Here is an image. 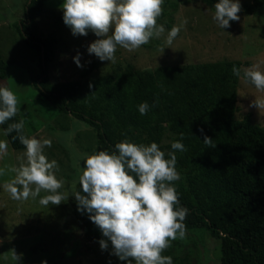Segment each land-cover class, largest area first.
<instances>
[{"label":"rangeland","instance_id":"obj_1","mask_svg":"<svg viewBox=\"0 0 264 264\" xmlns=\"http://www.w3.org/2000/svg\"><path fill=\"white\" fill-rule=\"evenodd\" d=\"M253 0H239L240 4H251ZM28 0H0V54L9 67L6 79L0 87H8L17 94L21 109L17 115L24 119L23 134L37 139H49L50 148H45L49 161L56 160L60 171L58 178L65 181L60 191L70 196L74 193L84 159L95 153L94 130L84 123L64 114L44 100L35 88L39 79V59L34 51L27 48L16 33L15 25L25 21L24 8ZM64 0H46L44 13L36 20L38 34L45 39L51 34L58 39L55 45V59L48 65L51 84L74 82L80 78L82 70L92 62L98 68L89 76L91 81L107 76L130 64L137 70H154L162 66H185L217 61H239L244 63L241 71L259 65L264 71V7L253 14H241L230 27L221 29L212 19L214 12L199 0H186L180 4L174 21L179 26L184 19L187 24L171 45L165 42L170 29L159 39L151 40V48H139L129 52L117 48L115 63L100 61L89 55L87 48L100 37L89 31L87 36H73L71 29L63 22L61 5ZM164 21V19L162 20ZM161 22V21H160ZM160 22H158L160 24ZM155 41L160 46L155 48ZM161 49H164L161 51ZM80 55L77 67L74 58ZM250 63L249 65L245 64ZM238 108L235 119L252 114V123L264 127V110L251 106L256 98H264V93L237 77ZM16 132L5 136L0 127V140L8 142L6 154H0V168L6 174L0 176V264H15L10 257L3 256L11 249L22 254L19 264H128L112 255L111 242L107 250L100 248L99 242H87L79 223L73 218L68 201L60 205H41L40 197L28 200H14L4 185L14 178L15 173L7 169L21 162L24 147L19 143ZM127 138L136 144L159 145L166 158L173 143L169 126L161 119L155 125L140 131H120L113 140L114 145ZM176 169L180 174L176 164ZM180 179L174 182L176 188L182 186ZM46 193L41 192L40 196ZM163 255L171 256L173 264H220V242L212 238L204 228L186 230L185 239H177ZM134 264V262H133Z\"/></svg>","mask_w":264,"mask_h":264},{"label":"trees","instance_id":"obj_2","mask_svg":"<svg viewBox=\"0 0 264 264\" xmlns=\"http://www.w3.org/2000/svg\"><path fill=\"white\" fill-rule=\"evenodd\" d=\"M185 1L164 0L158 22L171 29L174 15ZM199 1L215 12L218 0ZM45 3L27 2L25 21L15 25L21 41L38 56L40 76L34 85L40 96L94 130L95 152L111 153L118 132L140 131L162 119L169 126L172 141L182 142L187 149L175 151L183 181L176 188L179 206L188 209L186 230L204 228L218 240L220 264H264V127L252 123L251 113L235 119L237 76L232 69H241L244 63L217 61L154 70H137L126 64L91 81L89 76L98 68L92 62L77 81L51 84L48 65L55 59L58 39L53 34L40 38L36 22L45 11ZM262 7L264 0H253L241 5L238 15H251ZM153 44L160 46L159 41ZM8 67L0 54V81L6 79ZM143 102L148 103L149 111L142 116L138 106ZM18 121L16 116L0 127L3 130ZM205 136L212 144L204 143ZM78 191L79 182L74 193ZM72 195L68 204L85 240H107L89 214L77 211Z\"/></svg>","mask_w":264,"mask_h":264},{"label":"clouds","instance_id":"obj_3","mask_svg":"<svg viewBox=\"0 0 264 264\" xmlns=\"http://www.w3.org/2000/svg\"><path fill=\"white\" fill-rule=\"evenodd\" d=\"M163 5L164 0H64L61 8L63 22L73 36H87L91 31L100 37L88 46L89 55L115 63L118 47L132 52L165 33L164 26L158 23ZM214 9L212 19L221 29L229 28L230 22L240 19L239 0H218ZM187 22L184 19L168 31L165 38L168 45ZM74 62L77 67H82L79 54ZM232 72L264 93V71L259 65L243 69L242 77L241 69L234 66ZM19 104L16 93L8 87H0V125L20 113ZM251 106L264 110V98H256ZM138 111L140 115H146L148 103H141ZM24 125L25 120L20 119L3 129L5 136L15 131L18 135L13 139H18L25 150L19 166L7 169L15 176L4 187L14 200L39 196L41 205L58 206L69 199V193L60 191L65 181L57 176L58 162L49 161L45 154V148H50L52 142L25 136ZM204 143L212 144V140L205 136ZM171 148L174 151L166 158L155 142L136 144L125 138L115 144V151L100 150L90 154L83 160L84 167L80 166L81 191L72 195L77 202V211L89 214L91 222L107 238L99 241L100 248L107 250L110 241L111 254L128 264H173L172 257L163 253L173 241L186 237L184 221L188 209L179 206V193L174 182L180 179L175 151L187 149L180 141L173 142ZM7 150L8 142L0 140V154H6ZM5 174L6 170L0 168V176ZM41 192L46 195L40 196ZM3 256L10 257L15 264L22 259V254H17L15 249Z\"/></svg>","mask_w":264,"mask_h":264},{"label":"water","instance_id":"obj_4","mask_svg":"<svg viewBox=\"0 0 264 264\" xmlns=\"http://www.w3.org/2000/svg\"><path fill=\"white\" fill-rule=\"evenodd\" d=\"M28 2H30V0H29ZM42 64H43V68H44L45 66H44V63H43V61H42Z\"/></svg>","mask_w":264,"mask_h":264}]
</instances>
